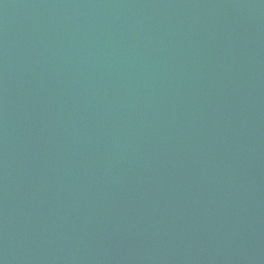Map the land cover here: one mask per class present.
<instances>
[{"label":"water","instance_id":"obj_1","mask_svg":"<svg viewBox=\"0 0 264 264\" xmlns=\"http://www.w3.org/2000/svg\"><path fill=\"white\" fill-rule=\"evenodd\" d=\"M0 264H264V0H0Z\"/></svg>","mask_w":264,"mask_h":264}]
</instances>
